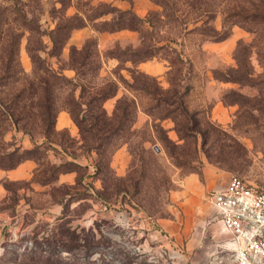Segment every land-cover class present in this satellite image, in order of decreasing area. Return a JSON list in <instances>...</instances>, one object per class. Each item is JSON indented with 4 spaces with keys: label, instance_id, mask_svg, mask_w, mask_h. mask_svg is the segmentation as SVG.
<instances>
[{
    "label": "rangeland",
    "instance_id": "obj_1",
    "mask_svg": "<svg viewBox=\"0 0 264 264\" xmlns=\"http://www.w3.org/2000/svg\"><path fill=\"white\" fill-rule=\"evenodd\" d=\"M64 1L63 7L58 0H0V101L24 89L17 104L28 111L23 131L8 124L2 140L0 132V163L22 159L0 168V264H215L222 239L208 234L217 220L207 192L196 207L204 220L198 228L188 221L180 180L195 173L206 182L204 168L214 167L218 175L264 187V20L256 16L264 0H169L175 20L164 16L159 0ZM127 10L151 22L141 32L103 28L119 19L139 25L121 13ZM75 14L84 25L72 29L58 54L50 55L46 34L38 38L48 68L38 76L24 23L47 32L59 17ZM88 37L96 40L100 68L81 77V100L114 83L115 95L102 106L111 115L121 100L128 111L125 130L99 152L95 135L84 132L82 139L74 122L62 126L61 117H70L61 108L70 93L80 99V89L64 80L75 79L67 66L70 46ZM144 51L153 55L143 58ZM134 52L140 54L130 59ZM237 67L248 69L255 84L214 77V70L230 74ZM40 77L57 110L47 137L32 108ZM230 89L245 104H224L221 94ZM173 92L176 102L157 104ZM184 216L189 236L175 240ZM190 237L194 246L187 248Z\"/></svg>",
    "mask_w": 264,
    "mask_h": 264
},
{
    "label": "trees",
    "instance_id": "obj_2",
    "mask_svg": "<svg viewBox=\"0 0 264 264\" xmlns=\"http://www.w3.org/2000/svg\"><path fill=\"white\" fill-rule=\"evenodd\" d=\"M62 6L66 5L64 0H58ZM158 4L162 7L164 16L170 20L176 19L175 9L172 6L169 0H159ZM260 11L256 13V16L264 20V7L260 6ZM121 13H125L127 15L135 16V20L139 22V25L136 23H124L125 19H119V21L115 22V27H103L107 28H129L132 30H136L141 32L144 28V25L147 22H151V19L148 17L146 19H140L136 17L134 13L131 11H122ZM236 16H240L241 13H235ZM234 14V16H235ZM122 15V14H120ZM233 16V15H232ZM242 16H245L242 14ZM245 18V17H244ZM248 17H246V20ZM85 17L80 15H73L70 17H59L56 21L55 26L51 28L49 31L45 32L40 29V25L38 23L33 25H27L24 23L23 26H26L29 36L27 42V52L30 56V59L33 64L34 71L39 76V72H45L48 68L42 65V59L38 55V38L42 34H46L50 40V55H56L62 49L63 45L67 41L70 36L72 29L78 28L84 25ZM223 37H219L215 40H220ZM243 46V45H242ZM239 47V44H238ZM140 53H132L130 56L132 59L133 56H138ZM12 55V52H11ZM152 51H144L142 57L147 58L152 56ZM237 55V54H236ZM99 59V53L96 48V40L93 37L86 38L80 47H76L74 45L70 46L69 56H68V68L73 69L75 72V79H64L68 85L73 87V89H80L79 96L80 99L76 98L74 95V91L69 97H66L62 104L61 108L68 112L71 120L78 127L80 134L82 135V139L84 138V132L95 135L96 140H98V144L93 148L99 152L102 147L109 143V139L119 135L120 132H123L126 128L127 124V107L122 106L123 102L118 101V105L115 107V111L111 115H107L105 112L102 103L105 99L115 95L116 88L114 87V83H108L105 88H98L97 91L94 92L93 97L87 101L81 100V91L84 89L83 83H81V77L89 72L96 71L100 68V64H98L97 60ZM237 59V56H236ZM12 65V57H10L7 61V67L10 69ZM6 67V68H7ZM13 68V67H11ZM84 68H87V71H84ZM50 70V69H49ZM232 73H224L219 70H214V77L223 82H233L238 84H246V85H254L255 81L252 77V73L244 68L237 67L232 70ZM51 76L57 77L56 74H52ZM64 78V77H63ZM45 83L44 86L41 83ZM40 92H43V95L34 88L37 96L39 97L38 101L35 105L32 106L34 108L33 113L39 118L40 123L38 124V128L41 129V132L45 137L51 132L55 130V118L57 110L55 108V103L52 99V94L50 91L51 86L49 83L40 77L39 87ZM24 89L20 91V93H15L10 99H12L8 103H3L0 101V132L1 140L4 138V131L6 129V125H11L15 130H24L21 129L19 123L23 119V114L28 112L24 106L18 105V101L20 98L25 96ZM177 92H173L171 96L165 98H156L157 104L160 102H176L179 96H176ZM245 96L235 90H227L221 94V101L224 104H237L242 106L245 104L244 101ZM158 106V105H157ZM101 135V137H99ZM13 152H5L4 155L6 157H10ZM22 159H18L17 161L10 162L9 164L0 163V168H13L18 163H20Z\"/></svg>",
    "mask_w": 264,
    "mask_h": 264
},
{
    "label": "built area",
    "instance_id": "obj_3",
    "mask_svg": "<svg viewBox=\"0 0 264 264\" xmlns=\"http://www.w3.org/2000/svg\"><path fill=\"white\" fill-rule=\"evenodd\" d=\"M214 218L228 237L219 242L215 264H264V187L231 176L208 195Z\"/></svg>",
    "mask_w": 264,
    "mask_h": 264
},
{
    "label": "crops",
    "instance_id": "obj_4",
    "mask_svg": "<svg viewBox=\"0 0 264 264\" xmlns=\"http://www.w3.org/2000/svg\"><path fill=\"white\" fill-rule=\"evenodd\" d=\"M63 119L64 124L62 126L69 127V124L71 121L70 117H67L66 115L61 116ZM58 119V118H57ZM218 172L214 167H205L204 173H205V180L206 182H201L199 179L198 174L190 173L188 175H185L180 181L182 186V192L184 196H188V207L190 208V214L188 216V221L191 224V222H195L197 227L199 228L201 224H203V218L201 217L202 214H200L197 210L198 203L200 201V198L204 196L205 191L207 192V199L208 195L215 189H220L224 187L228 180L229 176L223 177L222 175H218ZM182 194V195H183ZM209 201V199H208ZM210 203V202H209ZM211 204V203H210ZM212 206V204H211ZM213 207V206H212ZM214 209V208H213ZM185 218L187 216L182 217L178 222V226L175 228L174 235L175 240H178L180 238V241L182 239V235L187 233V236H184V238H187L189 236L190 228H187L185 226ZM183 223V225L181 224ZM168 223H164L166 226ZM198 232V231H197ZM199 233V232H198ZM208 234L211 237V240L218 241L220 239L225 240L228 237V234L223 230L222 225L219 221L215 225H211L208 230ZM197 239H200L201 237L196 235ZM193 241L190 237V239L186 240V247L190 248L194 246ZM196 244H199L198 242Z\"/></svg>",
    "mask_w": 264,
    "mask_h": 264
}]
</instances>
